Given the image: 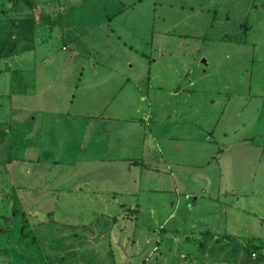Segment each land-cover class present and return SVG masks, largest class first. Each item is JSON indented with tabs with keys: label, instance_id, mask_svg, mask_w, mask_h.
<instances>
[{
	"label": "rangeland",
	"instance_id": "obj_1",
	"mask_svg": "<svg viewBox=\"0 0 264 264\" xmlns=\"http://www.w3.org/2000/svg\"><path fill=\"white\" fill-rule=\"evenodd\" d=\"M32 1L0 0V264H264V0Z\"/></svg>",
	"mask_w": 264,
	"mask_h": 264
},
{
	"label": "trees",
	"instance_id": "obj_2",
	"mask_svg": "<svg viewBox=\"0 0 264 264\" xmlns=\"http://www.w3.org/2000/svg\"><path fill=\"white\" fill-rule=\"evenodd\" d=\"M4 2L10 3V8L12 9H17L20 3L29 6L30 8L34 7V3L32 0H2V3ZM4 133V130H0V136L4 135Z\"/></svg>",
	"mask_w": 264,
	"mask_h": 264
},
{
	"label": "crops",
	"instance_id": "obj_3",
	"mask_svg": "<svg viewBox=\"0 0 264 264\" xmlns=\"http://www.w3.org/2000/svg\"><path fill=\"white\" fill-rule=\"evenodd\" d=\"M33 9H35L34 7H33ZM23 28L25 29V30H31V27L30 26H25V25H23ZM127 99H131V95L128 93V92H126L125 93V95H124V100H127ZM137 100H139V97L138 98H136ZM121 105H122V103H120ZM115 107H119V109H121V106L120 105H118V106H115ZM104 108H106V104H105V106H104ZM115 111H116V109H115ZM107 112L108 113H112L111 111H110V109L108 108V111H106V114H107ZM110 117H115V115H113V116H110ZM161 138L159 137V140H160ZM171 139V137H170V135L169 134H166L165 136H164V138H163V140H170ZM162 140V139H161Z\"/></svg>",
	"mask_w": 264,
	"mask_h": 264
}]
</instances>
